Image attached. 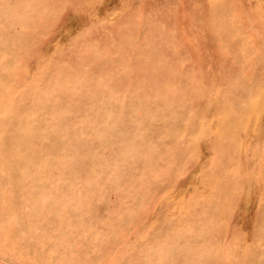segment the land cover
I'll return each instance as SVG.
<instances>
[{"label":"rangeland","instance_id":"1","mask_svg":"<svg viewBox=\"0 0 264 264\" xmlns=\"http://www.w3.org/2000/svg\"><path fill=\"white\" fill-rule=\"evenodd\" d=\"M0 264H264V0H0Z\"/></svg>","mask_w":264,"mask_h":264}]
</instances>
